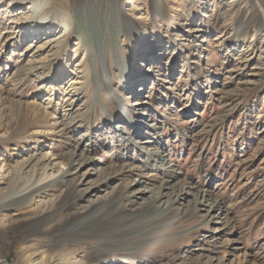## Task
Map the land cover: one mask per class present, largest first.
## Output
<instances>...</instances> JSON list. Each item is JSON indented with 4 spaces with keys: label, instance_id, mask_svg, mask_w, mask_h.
<instances>
[{
    "label": "rangeland",
    "instance_id": "1",
    "mask_svg": "<svg viewBox=\"0 0 264 264\" xmlns=\"http://www.w3.org/2000/svg\"><path fill=\"white\" fill-rule=\"evenodd\" d=\"M18 1L0 0V263L264 264V0H54L75 10L62 57L86 79L47 114L33 69L60 51L18 44L30 28L12 22L36 20ZM165 182L190 196L141 214ZM127 213L125 235L56 230Z\"/></svg>",
    "mask_w": 264,
    "mask_h": 264
},
{
    "label": "bare ground",
    "instance_id": "2",
    "mask_svg": "<svg viewBox=\"0 0 264 264\" xmlns=\"http://www.w3.org/2000/svg\"><path fill=\"white\" fill-rule=\"evenodd\" d=\"M17 4L19 5L18 6L19 8L23 6L24 7L29 6V9L31 10L33 16L36 17V20L33 23H30L29 18L25 20L19 19L20 22L17 21L12 22L13 24L17 25L16 26L17 29L21 30L24 27L26 29L30 28L29 30H27L28 33L25 32V34L20 36L21 39L18 41V44L23 43L22 41L27 42L28 39H30V37H33L32 42H30L28 46L29 52L27 53L41 55L48 52L50 48H51L50 51L56 48L59 49L60 51L58 56L55 58L53 57L52 59L49 60L48 59L45 60V58H42L39 62V65L38 66L36 65L37 67L33 69V71L35 70L33 73L36 78L35 80L39 86L37 91L38 92L37 97L44 98L43 100H40L37 103V109L47 114L50 108V104H52V102L55 100L57 101L60 100L62 96H64L63 100H65L68 97L65 100V104H67V102L68 103L72 102V106L74 103L75 106H77V103L80 102L82 97V93H81L83 88L82 86L85 83L84 80L86 79L84 74L85 71H83V69L80 68V70L74 72L70 67V60H66L62 57L63 56L62 54L67 50L69 43L73 40L77 28L75 22L74 8L62 7L54 0H19ZM125 4H123L122 8L125 6ZM258 10L259 9H257L256 12L257 15H258ZM192 14H194V12ZM46 27L48 29H46L45 31L48 32L49 39L43 41L42 39L43 34L41 33L42 31H44L43 29ZM61 28L63 29L60 31ZM36 29L38 30L37 33L33 31ZM40 29H41V33L39 32ZM115 53L121 74L127 75V77L129 76L128 79L129 82H131L130 86H132L133 83H135L134 77L137 78L136 72L134 71H133L134 73L129 72L128 75L127 67L120 63L119 50L117 49ZM146 55L147 54L141 55V57L144 58V56ZM102 75L104 76V72L102 73ZM148 75L149 73L147 72L144 77H147ZM72 111H73L72 109L68 110L67 114L69 115ZM67 114L65 113L64 115L67 116ZM131 123H135V121L133 120ZM145 125L146 123L144 125L141 123L134 124L133 128L135 129V127H137V131H135V134L138 135V139H136L138 143L144 140L151 139L149 133L146 132ZM124 135L125 134H122L121 136ZM68 155L67 156L70 158V165L73 166L74 161L77 159V157H79V154L77 152H73ZM146 156H148V154H146ZM152 158L157 159L158 161L164 160V156L162 155V153L160 154L159 152L156 154V156L152 155ZM89 159L90 158L84 160L82 165L83 164L88 165L89 163H92V161ZM138 194H143L141 196L143 198L144 193H136L134 196L137 197L136 195ZM190 194L191 193L188 190L186 191L185 189H179L176 191L175 188L169 187L168 182H165L163 187L159 188L157 193H155L154 195L155 197L153 198L154 200L149 199L146 201V203L142 207L143 212L141 214H147L148 212L153 210H160L161 212L164 213L171 211L173 204H176L183 196L188 198ZM202 198H204V196H202ZM164 199H166L165 207L160 205L162 204V201ZM199 204L202 205L203 202H200ZM210 210L214 212H218L221 211L222 208L218 203L215 202L211 206ZM136 215L137 214L135 213H127L123 217L119 218V220L117 221L115 219L117 216L106 217L105 215H103L97 221H93V219L90 220L89 218H87L88 216H84V217H80L75 222H71L68 223L67 225H63V227L61 226L56 230L60 232V234L66 233L76 237L78 235L101 236L102 232H105L106 236H109L111 232L114 231L115 228L123 226L124 228L121 232V235H125L126 230L124 229L126 227H129L132 221L136 218ZM119 216L120 215H118V217ZM112 250L113 249L110 248H104L101 249V252H113ZM37 255L38 254H36V256ZM0 264H5V263L1 262Z\"/></svg>",
    "mask_w": 264,
    "mask_h": 264
}]
</instances>
